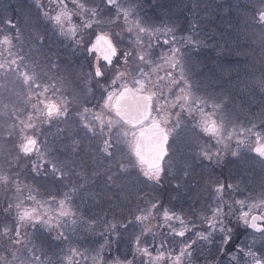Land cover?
I'll use <instances>...</instances> for the list:
<instances>
[{"label":"snow or ice","instance_id":"6c2138e0","mask_svg":"<svg viewBox=\"0 0 264 264\" xmlns=\"http://www.w3.org/2000/svg\"><path fill=\"white\" fill-rule=\"evenodd\" d=\"M223 50L199 0H2L0 264H264V73Z\"/></svg>","mask_w":264,"mask_h":264},{"label":"rangeland","instance_id":"374dc122","mask_svg":"<svg viewBox=\"0 0 264 264\" xmlns=\"http://www.w3.org/2000/svg\"><path fill=\"white\" fill-rule=\"evenodd\" d=\"M31 1V0H30ZM162 1V5L167 7H173L175 6V11L179 13L181 11L182 4L184 2H187V0H160ZM202 1V0H201ZM219 2V5L225 4L226 1L230 0H217ZM236 2H242L244 3L243 8L241 9V12L245 14L246 8H253L258 7L257 1L258 0H231ZM254 1V2H252ZM256 1V2H255ZM2 2V0L0 1ZM14 2V1H13ZM252 2V4H251ZM15 3L16 0H15ZM210 1L205 2H199L200 6H202V10H200V14L203 17V23L205 24V27L208 29L209 32H212L215 34L216 38L219 40L221 46L223 47L222 53L217 55L215 52L211 53L210 57L205 62L211 67V68H217V75L220 76L221 82L225 88L231 87V85L228 84L229 80H232L233 82L236 81L237 77H239L241 80H247L248 78H254L255 80H259L262 73H264V63L261 62V59L263 58L264 54L261 51L260 47V34L258 35V38H255L253 41H251L252 45H256L255 48L246 49V44L249 43V41L246 43L248 33H252L253 27H248V31L243 32L241 36H234L235 28L238 30V26L246 21V19L250 16L246 14V16L241 15V20L238 24H234L232 22V19H227L226 22H223V17L219 14V18H217V14L214 15V13L210 14V10L212 9V6H210ZM71 6V4H70ZM218 6L216 8V11H218ZM220 24L219 30H212L210 22L212 20H217ZM220 20V21H219ZM236 39L235 43L231 40ZM246 39V40H245ZM244 46L239 47V42L244 41ZM234 44V45H233ZM223 53L229 54V57L233 55V61L232 63H228L226 60V57L223 58ZM249 58H246L248 57ZM212 59V60H209ZM261 65V66H260ZM256 72V73H255ZM231 75V78L229 77ZM264 97V93L260 91L258 87L255 89H248V91L244 95L245 102L253 107V109L259 107L262 100L261 98Z\"/></svg>","mask_w":264,"mask_h":264},{"label":"trees","instance_id":"16d2710c","mask_svg":"<svg viewBox=\"0 0 264 264\" xmlns=\"http://www.w3.org/2000/svg\"><path fill=\"white\" fill-rule=\"evenodd\" d=\"M14 1V2H13ZM160 1V0H159ZM164 1V0H163ZM183 1H185V0H183ZM202 1H204L205 2V5H206V2L207 1H210L211 3H210V6L209 7H211L212 6V9L210 10V14L211 13H214V15L215 14H217V18H219V14L223 17V22H226V20L227 19H232V22L234 23V24H238L239 22H240V20H241V15L243 16H246V14H248V16H251L252 15V9L253 8H246V10H245V14L243 13V11L241 12V10H237V9H233L232 10V13H229V11L226 9V8H224V7H221V6H223V5H226V4H228V3H232V4H234V5H236V4H241V5H244V3H242V2H236V1H226V3L225 4H222V5H219L218 6V4H219V2L217 1V0H202ZM201 0H199V2H202ZM16 2L17 3H15V0H10V4H11V6H12V9H13V14L14 15H20L21 13H28L29 11H30V6H31V4H32V0L30 1V0H16ZM252 2H254V1H252ZM252 2H251V4H252ZM256 2V1H255ZM161 5H162V1L161 2H159ZM259 4H260V0H258L257 1V5L256 6H259ZM217 6H218V11H216V8H217ZM244 6H246V5H244ZM200 10H202V6H200ZM220 19V18H219ZM220 21V20H219ZM210 24H211V27H212V30H214V31H216V30H219L220 29V24H219V22H218V19L217 20H212L211 22H210ZM248 27H251L250 25L249 26H247L246 27V24H245V22H244V20H243V23H241L239 26H238V30L239 31H237V27L235 28V26H233V28L235 29V31H232V32H234V36L235 37H237V36H241L242 34H243V32H246V31H248ZM253 30H252V33L250 34V33H248L247 35H246V37H247V40H246V43L249 41V43L248 44H246V49H250V48H255L256 47V45H252V43H251V41H253L255 38H258V35L260 34V32H259V30L257 29V28H252ZM235 40L236 39H233V40H231V43L232 42H234L235 43ZM245 40L244 41H241V42H239V45H237V46H239V47H243L244 46V42H245ZM234 45V44H233ZM262 51V50H261ZM263 52V54H264V51H262ZM222 57L223 58H225L226 57V60L228 61V63H232V62H234L233 61V55H231L230 57H229V54L227 55V53H223V55H222ZM209 58H212V57H209ZM246 58H249V56L248 57H246ZM209 60H212V59H209ZM262 60H264V56H263V58L261 59V61ZM261 66V65H260ZM217 68H212V70H213V72L216 74L217 73V70H216ZM256 73V72H255ZM229 77L231 78V75H229Z\"/></svg>","mask_w":264,"mask_h":264},{"label":"flooded vegetation","instance_id":"af4514ba","mask_svg":"<svg viewBox=\"0 0 264 264\" xmlns=\"http://www.w3.org/2000/svg\"><path fill=\"white\" fill-rule=\"evenodd\" d=\"M1 1V0H0Z\"/></svg>","mask_w":264,"mask_h":264}]
</instances>
